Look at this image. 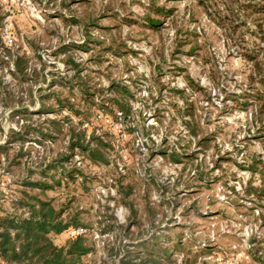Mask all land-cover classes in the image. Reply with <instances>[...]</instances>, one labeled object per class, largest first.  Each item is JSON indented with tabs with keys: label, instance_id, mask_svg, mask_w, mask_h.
I'll return each mask as SVG.
<instances>
[{
	"label": "rangeland",
	"instance_id": "374dc122",
	"mask_svg": "<svg viewBox=\"0 0 264 264\" xmlns=\"http://www.w3.org/2000/svg\"><path fill=\"white\" fill-rule=\"evenodd\" d=\"M31 1L0 0V215L62 206L75 263L264 264V18L235 3L228 35L199 0Z\"/></svg>",
	"mask_w": 264,
	"mask_h": 264
},
{
	"label": "trees",
	"instance_id": "16d2710c",
	"mask_svg": "<svg viewBox=\"0 0 264 264\" xmlns=\"http://www.w3.org/2000/svg\"><path fill=\"white\" fill-rule=\"evenodd\" d=\"M238 1L227 0V5L220 10L215 6L216 1L199 0L200 4L209 2L204 5L207 15L228 35L234 34L239 27L246 24V20H239L238 10L233 8L235 3L239 10L246 12L244 17L249 18L257 14L262 16L261 19L264 18V0H243L241 3ZM165 14H169V10H166ZM253 19L257 25V19ZM147 22L152 27L159 24L154 18H148ZM19 61L20 57L15 61L18 71ZM240 106L244 107L245 104L241 103ZM74 144L80 146L72 141L71 146ZM91 159L96 160V157L91 156ZM30 186L42 190L49 188L46 183L41 182ZM30 198L33 203L28 208L21 207L22 212L0 215V264H74L82 254L90 250L83 244V237L75 235L72 231L63 244L54 245L52 236L68 228L80 226L77 218L64 217L62 206L55 208L49 199L34 195ZM25 211L28 212L27 216L23 215Z\"/></svg>",
	"mask_w": 264,
	"mask_h": 264
},
{
	"label": "built area",
	"instance_id": "2783aa9c",
	"mask_svg": "<svg viewBox=\"0 0 264 264\" xmlns=\"http://www.w3.org/2000/svg\"><path fill=\"white\" fill-rule=\"evenodd\" d=\"M24 4L26 6V8L28 9V11L30 12V14L35 17L38 18L39 17V10L36 8V6L32 3L31 0H23ZM9 25L5 22L2 26H0V30H2L3 32V39L5 41V44H12L13 42V38L11 36V32L9 29ZM5 136V134H4ZM4 142V141H2ZM1 172H3V169H1ZM2 175V174H1ZM11 178L10 177H3L0 178V202L1 201H6L8 204H12V201L14 200V197L12 194L9 193V189L7 184L10 183ZM10 207V205H9ZM12 207V206H11ZM24 216L28 215V212L25 211L23 213ZM83 229L76 227L74 229H72V233H74L75 235H81L83 233ZM203 260H211L212 263L215 264H243V259L242 258H238V257H234V258H230V259H222L221 257H214L213 255H209L206 257H203ZM75 264H84V263H75Z\"/></svg>",
	"mask_w": 264,
	"mask_h": 264
},
{
	"label": "crops",
	"instance_id": "0c3cea01",
	"mask_svg": "<svg viewBox=\"0 0 264 264\" xmlns=\"http://www.w3.org/2000/svg\"><path fill=\"white\" fill-rule=\"evenodd\" d=\"M61 233H59V234H57V235H55V236H58V235H60ZM64 238V237H63ZM63 241V240H62ZM61 241V242H62ZM61 244H63V242L62 243H59L58 245L60 246Z\"/></svg>",
	"mask_w": 264,
	"mask_h": 264
}]
</instances>
